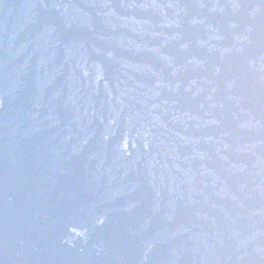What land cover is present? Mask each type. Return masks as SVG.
<instances>
[{"label":"water","instance_id":"obj_1","mask_svg":"<svg viewBox=\"0 0 264 264\" xmlns=\"http://www.w3.org/2000/svg\"><path fill=\"white\" fill-rule=\"evenodd\" d=\"M0 264H264V0H0Z\"/></svg>","mask_w":264,"mask_h":264}]
</instances>
